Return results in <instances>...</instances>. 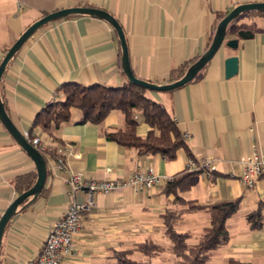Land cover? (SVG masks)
<instances>
[{"label":"crops","instance_id":"obj_1","mask_svg":"<svg viewBox=\"0 0 264 264\" xmlns=\"http://www.w3.org/2000/svg\"><path fill=\"white\" fill-rule=\"evenodd\" d=\"M264 0H0V61L20 34L48 13L68 7L105 10L121 24L131 70L137 78L166 84L188 67L209 46L219 15L235 6ZM245 32L246 36H239ZM237 40L236 48L226 46ZM238 58L237 72L225 76V59ZM128 81L121 67V46L115 29L105 20L85 14L59 18L37 29L6 65L0 81V97L14 125L23 133L45 135L53 152L45 153L47 178L39 196L18 207L8 222L0 246V264H19L40 249L53 223L71 202H83L85 190L71 192L72 174L84 179L124 178L153 167L159 175L173 176L189 160L212 156L216 169L211 177L196 171L180 193L199 205L240 199L237 212L225 222L226 244L211 252L208 264L264 262V176L252 188L240 176L242 160L264 146V13L248 11L228 26L215 55L192 81L169 91L146 95L162 105L174 119L186 148L173 160L161 154L140 155L130 146L106 138L105 132L123 128L125 115L114 110L99 123H79L81 112L57 128L32 127L36 114L64 83L121 86ZM136 132L144 137L150 127L139 113ZM65 148V169L53 168L56 150ZM35 176L30 156L17 144L0 121V216L19 194L13 187L17 176ZM165 183L135 192L131 187L108 194L94 193V206L83 214L75 235V253L62 264H98L110 248L125 249L151 238L162 243V214L180 208L175 196L163 191ZM262 205L259 228L249 226L246 216ZM209 215L183 214L176 225L196 242Z\"/></svg>","mask_w":264,"mask_h":264},{"label":"trees","instance_id":"obj_2","mask_svg":"<svg viewBox=\"0 0 264 264\" xmlns=\"http://www.w3.org/2000/svg\"><path fill=\"white\" fill-rule=\"evenodd\" d=\"M224 15L226 13L218 16L217 23ZM187 68L184 67L175 75L173 74L171 80L179 79ZM147 91L148 89L129 81L121 86L64 83L57 89L55 97L36 114L32 127H39L44 131L57 128L69 120L72 108H77L81 112L79 123L91 122L95 124L101 123L110 112L118 110L125 115V125L120 129L106 131L107 139L122 146L133 147L140 155L161 154L165 159L173 160L178 150L186 148L183 134L179 131L170 113L156 100L148 97ZM136 113H139L150 127L144 137L139 136L136 132ZM41 153L45 158L46 154ZM195 172L183 170L173 175L170 181L165 182L163 191L166 194H173L175 196L174 203L180 206V208H166L162 214L167 244L147 238L125 249L110 248L106 259L98 264H155L153 259L165 252L172 255L174 264H208L211 252L229 240L225 222L239 209L240 199L204 205L183 199L180 193L187 189L189 177ZM34 181L35 176L32 178L26 175L17 176L13 180V187L20 194L29 189ZM29 199L30 197L25 202ZM261 206L258 205L246 216L249 226L253 229L262 225ZM197 212L209 215V225L204 227L196 242L191 243L189 241L190 234L178 231L176 225L183 214ZM137 254L144 256L145 259L134 258V255ZM226 264H264V262H241L229 258Z\"/></svg>","mask_w":264,"mask_h":264},{"label":"water","instance_id":"obj_3","mask_svg":"<svg viewBox=\"0 0 264 264\" xmlns=\"http://www.w3.org/2000/svg\"><path fill=\"white\" fill-rule=\"evenodd\" d=\"M248 11H258L264 13V2L242 3L232 8L217 23L214 35L207 49L194 62H192L188 66L185 73L177 80H174L170 83L158 85L148 82L144 79L137 78L134 75L129 63L127 43L123 28L119 23V21L112 14L102 9L84 7V6L63 8L48 13L46 15H43L42 17L34 21L32 24H30L20 34V36L7 50L2 60L0 61V81L9 60L19 50L22 44L37 29L59 18H63L74 14H85V15L96 16L107 21L115 29L121 46V67L129 82L140 85L151 91L173 90L175 88L183 86L184 84L190 82L192 79L196 77V75L201 71V69L207 64V62H209V60L215 55V53L222 46L229 24L240 14ZM239 36L245 37L246 34L245 32H240ZM225 45L231 48H236L237 40L235 39L228 40L225 43ZM237 68H238V58L236 56H230L225 59L226 77L235 74L237 72ZM0 121L2 122L6 130L9 132V134L13 137V139L17 142V144L30 156L36 167V179L33 185L29 189L18 194L0 216V246H1L2 236L8 222L10 221L12 216L17 212L19 206L22 205L21 208L26 207L27 205L31 204L34 200H36V198L39 196L45 185L48 171H47L46 160L43 154L36 147L31 145L24 138L22 132L14 125V123L12 122L11 118L9 117V115L5 110L1 97H0ZM29 197L30 199L27 202H25L26 199H28Z\"/></svg>","mask_w":264,"mask_h":264},{"label":"built area","instance_id":"obj_4","mask_svg":"<svg viewBox=\"0 0 264 264\" xmlns=\"http://www.w3.org/2000/svg\"><path fill=\"white\" fill-rule=\"evenodd\" d=\"M24 138L40 152H53L50 139L45 135L33 134L24 131ZM189 137L188 134L183 135ZM66 149L56 150L53 168L56 170L65 169ZM243 172L240 181L248 188L254 187L257 180L264 176V146L259 152H253L242 160ZM216 167L213 164L212 156L201 158L199 161L189 160L185 170L205 172L211 177V173ZM172 179L171 176L159 175L153 167L145 171L134 172L124 178L116 179H84L81 173L71 175L69 183L71 192L79 189L85 190V199L83 202H71L67 205L62 216L53 223L51 229L47 232L39 251L29 260L19 264H62L66 257L75 253V235L82 226L83 214L91 210L94 206V193L100 192L108 194L109 192L125 187H131L135 192L143 189L150 190Z\"/></svg>","mask_w":264,"mask_h":264},{"label":"rangeland","instance_id":"obj_5","mask_svg":"<svg viewBox=\"0 0 264 264\" xmlns=\"http://www.w3.org/2000/svg\"><path fill=\"white\" fill-rule=\"evenodd\" d=\"M163 244H167L168 241L167 240H163L162 242ZM134 258L136 259H145L144 256L137 254L134 255ZM172 255L169 252H165L163 254H161L158 258L153 259V262L155 264H174V259H172Z\"/></svg>","mask_w":264,"mask_h":264}]
</instances>
